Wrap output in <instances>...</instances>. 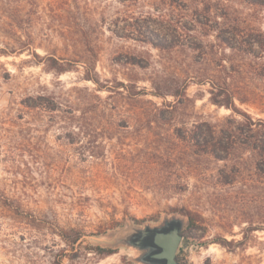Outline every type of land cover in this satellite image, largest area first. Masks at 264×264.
<instances>
[{
	"label": "rangeland",
	"instance_id": "374dc122",
	"mask_svg": "<svg viewBox=\"0 0 264 264\" xmlns=\"http://www.w3.org/2000/svg\"><path fill=\"white\" fill-rule=\"evenodd\" d=\"M255 1L0 0V264H143L117 233L176 213L182 264H264Z\"/></svg>",
	"mask_w": 264,
	"mask_h": 264
},
{
	"label": "water",
	"instance_id": "95a60500",
	"mask_svg": "<svg viewBox=\"0 0 264 264\" xmlns=\"http://www.w3.org/2000/svg\"><path fill=\"white\" fill-rule=\"evenodd\" d=\"M187 222L182 215L176 213L166 215L157 224L128 223L117 233V243L138 250L136 259L143 264H182L178 258V250Z\"/></svg>",
	"mask_w": 264,
	"mask_h": 264
},
{
	"label": "trees",
	"instance_id": "16d2710c",
	"mask_svg": "<svg viewBox=\"0 0 264 264\" xmlns=\"http://www.w3.org/2000/svg\"><path fill=\"white\" fill-rule=\"evenodd\" d=\"M255 2L260 3L262 5H264V0H256ZM235 31H237V28H234ZM221 40H223L225 43L227 44H232L233 41H239L241 43H246L249 44L250 46L253 45H259L261 49H264V31L262 30H255L252 33H246L245 31H241L238 30L237 32H232V35H228V36H223L220 37ZM219 86V92L213 94L212 97V102L217 104L218 106H225L227 108L232 109L235 112H239L238 107L236 105L235 99L237 97H239L241 102H246L247 99H245L244 97H241L240 95H236L234 92H232L228 87L223 86V85H218ZM31 106V105H30ZM55 109V108H54ZM245 118L249 119L248 115L245 112L241 113ZM154 118L159 117V115H157V113H155V115L153 116ZM203 125H206L205 128H203ZM208 124H198L196 126V131L194 132V136L199 144V142L203 141V142H208V141H214L216 140V143L219 145L218 148H223V139L226 138H230V136H234L235 132L237 131H226L224 128H220L219 130L216 131H212L210 128H207ZM255 125L256 126V132H258V135L262 139L264 140V119H260L258 122H253V121H246L245 122V126L247 127L248 130H252V126ZM238 132L239 133H243L245 131H243L242 128L238 127ZM202 142V143H203ZM202 143H200L199 146H203L201 145ZM202 150V149H201ZM262 152H264V148H262ZM215 154L217 155V151L215 152ZM219 156V155H217ZM264 157V155H263ZM264 161V159H263ZM264 172V170H262ZM187 216L188 219L191 220V226L190 227H199V225H197L196 223V219L195 217H193V215L191 214V212H187ZM76 239V238H75ZM75 239L72 241V243H74ZM102 249V255H110L113 254L116 251V249H104V248H100Z\"/></svg>",
	"mask_w": 264,
	"mask_h": 264
}]
</instances>
